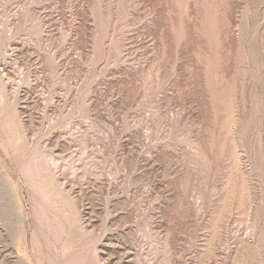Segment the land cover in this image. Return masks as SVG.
I'll use <instances>...</instances> for the list:
<instances>
[{
    "label": "rangeland",
    "instance_id": "374dc122",
    "mask_svg": "<svg viewBox=\"0 0 264 264\" xmlns=\"http://www.w3.org/2000/svg\"><path fill=\"white\" fill-rule=\"evenodd\" d=\"M0 264H264V0H0Z\"/></svg>",
    "mask_w": 264,
    "mask_h": 264
}]
</instances>
